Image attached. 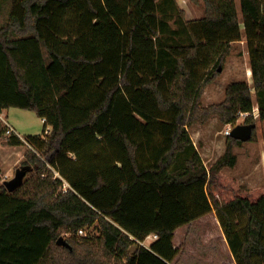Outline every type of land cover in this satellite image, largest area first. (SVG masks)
I'll return each instance as SVG.
<instances>
[{
  "label": "trees",
  "instance_id": "1",
  "mask_svg": "<svg viewBox=\"0 0 264 264\" xmlns=\"http://www.w3.org/2000/svg\"><path fill=\"white\" fill-rule=\"evenodd\" d=\"M206 6L186 21L187 44L159 47L158 0H13L0 27V110H32L44 131L7 136L30 144L22 164L33 170L13 192L0 184V264H60L53 249L63 264H100L78 257L75 234L71 247L57 244L61 230L95 222L125 264H264V188L223 172L244 141L229 135L207 167L189 131L199 117L235 125L253 111L252 88L264 91V15L243 0L253 84L231 81L222 103L202 107L241 39L234 0ZM8 129L0 122V135Z\"/></svg>",
  "mask_w": 264,
  "mask_h": 264
},
{
  "label": "rangeland",
  "instance_id": "2",
  "mask_svg": "<svg viewBox=\"0 0 264 264\" xmlns=\"http://www.w3.org/2000/svg\"><path fill=\"white\" fill-rule=\"evenodd\" d=\"M250 1L256 4L260 14L264 15V0ZM12 3L13 0H0V27L5 25L9 20ZM242 3L243 0H234L235 8L240 19L241 39L232 44L225 63L220 65L222 71L219 72L216 79L206 85L202 96V107H212L222 103L226 98V87L231 81L247 80L249 83L253 84L248 39L252 31L248 30L246 27ZM158 6L160 34L157 39V44L159 47L166 45L175 47L180 44H187L190 39L186 21L203 18L207 13L206 0H158ZM215 59H217V57ZM213 65L214 64L208 67V69H202V71H209ZM252 96L254 99L253 111L240 112L235 121V125L255 122V139L243 142L241 145H234V152L238 155L237 164L234 167L223 168V172L227 175L234 176L238 183L245 187L264 188V119L260 116V107L262 106L264 109V91L258 94L255 89L252 88ZM10 108L12 110L10 111L8 120L15 123L18 131L21 133L43 132L44 123L34 111L18 107ZM250 115H252V120L247 121V117ZM197 119L198 122L190 126L189 131L205 165L210 167L225 152L227 137L230 135L227 134V131L229 127H231L232 130L235 125L221 121L217 114H209L206 117H199ZM11 133L13 132L8 134ZM45 134L48 133L45 132ZM0 141L2 142L3 139ZM21 164L22 163L19 162L14 166L11 177H9L10 174L7 172H2L0 175V184L4 182L5 179L12 178L15 175L16 169L20 167ZM53 171L55 176H59L54 168ZM30 175H32V171L29 172L26 177ZM67 188L68 185L64 183L63 189L67 190ZM84 228L87 230L85 233H79V231L70 232L63 229L59 237L63 235L67 238L72 234L77 235V246L75 247L76 254L79 258L89 257L97 260L100 264H125V261L110 255L105 249L99 238L101 229L98 222L85 226ZM138 243L142 246L139 241ZM52 255L53 258H58V263L60 264H63L62 259H69L64 252H58L56 249H53ZM51 262L52 260L48 261L47 264Z\"/></svg>",
  "mask_w": 264,
  "mask_h": 264
},
{
  "label": "crops",
  "instance_id": "3",
  "mask_svg": "<svg viewBox=\"0 0 264 264\" xmlns=\"http://www.w3.org/2000/svg\"><path fill=\"white\" fill-rule=\"evenodd\" d=\"M11 110H12L11 108H5L3 110H0V122H2L3 124L8 123L9 126L13 127L23 137L27 135H42L43 132L42 133H29V132L21 133L20 131H18V128L15 125V123L10 122V120H8ZM41 121H43L44 123V119L41 118ZM8 135L9 134L7 132L5 134L0 135V140L3 139L2 142L0 141V165L2 167V172H7L8 174H10L9 177H11L14 166L18 164L19 162L22 163L24 161L26 157V152L28 151V149H30V144L28 143L21 144V145L8 144L7 142Z\"/></svg>",
  "mask_w": 264,
  "mask_h": 264
},
{
  "label": "water",
  "instance_id": "4",
  "mask_svg": "<svg viewBox=\"0 0 264 264\" xmlns=\"http://www.w3.org/2000/svg\"><path fill=\"white\" fill-rule=\"evenodd\" d=\"M218 70L222 71V67H219ZM255 127H256L255 122L237 124L232 128L230 135L236 139L246 142L252 138ZM32 170H33V167L27 164H22L20 167H18L16 169L15 175L12 178L6 179L4 181V184L6 188L8 189V191L13 192L19 186H21L27 174L31 172ZM57 244L71 247L70 243L67 241L66 237L63 235H61L57 239ZM135 247L136 246H134V248Z\"/></svg>",
  "mask_w": 264,
  "mask_h": 264
},
{
  "label": "built area",
  "instance_id": "5",
  "mask_svg": "<svg viewBox=\"0 0 264 264\" xmlns=\"http://www.w3.org/2000/svg\"><path fill=\"white\" fill-rule=\"evenodd\" d=\"M7 123V122H6ZM7 125L9 126V124L7 123ZM49 131V129L47 130V132ZM7 132L8 133H10V132H15V133H17L18 134V132L13 128V127H11V126H9V129L7 130ZM230 132H231V127H229V129H228V131H227V134H230ZM87 230L85 229V228H82V229H80L79 230V233H85ZM158 234H156V233H152V234H150V235H148L147 237H146V239H144V240H139V242H140V244L142 245V246H144V247H147V248H149L150 247V245L152 244V242L153 241H155L156 239H158Z\"/></svg>",
  "mask_w": 264,
  "mask_h": 264
}]
</instances>
